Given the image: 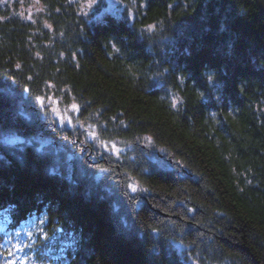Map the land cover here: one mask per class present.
<instances>
[{
    "label": "trees",
    "instance_id": "trees-1",
    "mask_svg": "<svg viewBox=\"0 0 264 264\" xmlns=\"http://www.w3.org/2000/svg\"><path fill=\"white\" fill-rule=\"evenodd\" d=\"M37 1L0 7V264H264L257 1ZM50 94L77 127L41 111Z\"/></svg>",
    "mask_w": 264,
    "mask_h": 264
},
{
    "label": "rangeland",
    "instance_id": "rangeland-1",
    "mask_svg": "<svg viewBox=\"0 0 264 264\" xmlns=\"http://www.w3.org/2000/svg\"><path fill=\"white\" fill-rule=\"evenodd\" d=\"M84 7L85 11H92L98 0H79ZM10 7L12 10H17L19 13L25 15L27 18H35L37 12L40 9V4L37 0H0V7ZM125 8V4L120 0H106V5L102 8L103 11L119 12ZM101 11V12H103ZM43 101V102H41ZM76 106L75 108L73 106ZM38 107L41 111L46 110L51 112V115L59 124L66 125L67 127L75 128L79 125L77 117L78 107L75 103H66L60 97L53 96L52 94L41 97L38 99ZM83 127V126H82ZM87 139L99 147L100 144L103 148L107 147L113 152H118L122 147L116 142L111 141L108 145L107 142H102L98 139V135L95 130L86 126ZM24 138L19 135H12L8 141L11 143L21 142ZM100 147V148H102ZM35 224V220H31L29 223H25L15 233L19 235V241L14 246L15 257H19L21 261H27L26 258L29 256V260L33 257L32 253L29 254V247L35 241V237L32 233V226ZM213 264H227V263H213Z\"/></svg>",
    "mask_w": 264,
    "mask_h": 264
},
{
    "label": "snow or ice",
    "instance_id": "snow-or-ice-1",
    "mask_svg": "<svg viewBox=\"0 0 264 264\" xmlns=\"http://www.w3.org/2000/svg\"><path fill=\"white\" fill-rule=\"evenodd\" d=\"M214 76H215V73H209V74H207V79L209 80V81H212L213 79H214ZM41 102H43V101H41ZM74 108L76 107L75 105L73 106ZM136 189H133V191H135ZM41 223H43V221H41ZM48 237L45 235V239H47Z\"/></svg>",
    "mask_w": 264,
    "mask_h": 264
},
{
    "label": "water",
    "instance_id": "water-1",
    "mask_svg": "<svg viewBox=\"0 0 264 264\" xmlns=\"http://www.w3.org/2000/svg\"><path fill=\"white\" fill-rule=\"evenodd\" d=\"M256 1H257L258 5H259L261 13L264 16V0H256Z\"/></svg>",
    "mask_w": 264,
    "mask_h": 264
}]
</instances>
